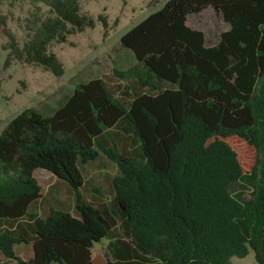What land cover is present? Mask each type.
I'll list each match as a JSON object with an SVG mask.
<instances>
[{
	"label": "trees",
	"instance_id": "trees-1",
	"mask_svg": "<svg viewBox=\"0 0 264 264\" xmlns=\"http://www.w3.org/2000/svg\"><path fill=\"white\" fill-rule=\"evenodd\" d=\"M26 1L23 45L0 14L5 65L62 76L51 45L95 19L83 0ZM210 6L229 24L213 45L187 23ZM120 46L133 58L115 71L123 88L91 78L1 131L0 254L95 264L108 239L106 264H230L251 251L264 264V0H168Z\"/></svg>",
	"mask_w": 264,
	"mask_h": 264
},
{
	"label": "rangeland",
	"instance_id": "rangeland-1",
	"mask_svg": "<svg viewBox=\"0 0 264 264\" xmlns=\"http://www.w3.org/2000/svg\"><path fill=\"white\" fill-rule=\"evenodd\" d=\"M168 0H83L81 9L95 19V26L69 35L67 42L53 43L50 49L64 65L65 73L55 76L37 65L13 62L6 67L8 51L3 49L6 37L0 31V133L7 123L27 108H34L45 114L70 96L75 86L91 78L102 77L113 88L127 85V81L116 76V70H124L133 64L132 56L121 46V37L149 14L158 11ZM30 4L26 0H0V14L6 16V25L16 34L20 45L26 40L24 20ZM99 15L107 18L108 28L99 21ZM188 25L204 33L206 44L217 43L221 34L229 29L222 15L213 7H207L199 14L188 17ZM130 52V51H129ZM131 53V52H130ZM46 190L55 184L66 190L48 172L38 176ZM108 239L93 249L95 264H106ZM0 264H18L0 254ZM230 264H258L254 252L243 258L233 256Z\"/></svg>",
	"mask_w": 264,
	"mask_h": 264
}]
</instances>
